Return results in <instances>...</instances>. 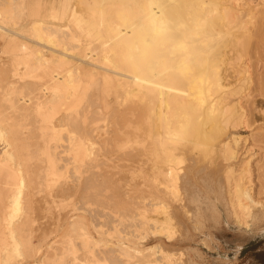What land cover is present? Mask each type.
<instances>
[{"label":"bare ground","instance_id":"6f19581e","mask_svg":"<svg viewBox=\"0 0 264 264\" xmlns=\"http://www.w3.org/2000/svg\"><path fill=\"white\" fill-rule=\"evenodd\" d=\"M23 2L24 0H21V3ZM252 2L251 0H80V7L87 16L82 18V15L71 11L72 0L63 1L60 10L56 7V1H53L50 7L54 13L61 11L65 15L70 11V16L76 22L85 21L88 24L87 33L90 38L88 44L92 45L93 41L99 40L97 45L95 43L90 51L84 49V53L79 50L77 52L75 50L78 49L77 46L69 47L58 38L66 37L62 35L63 31L61 32L58 26L47 27L41 21L34 23L32 27L38 39L34 46L21 44L24 52L30 49L25 55L30 58L26 61L29 73L46 71L51 65L67 67L64 73L59 74L46 71V82L40 85V90L43 92L40 91V96L37 97L40 101L39 106L44 105L43 107L48 109L62 106V109L67 111L56 117L58 123L51 121L50 126H64L67 123L68 126L69 122L79 120L82 117V110L87 107L85 106L87 91L94 84L102 85L100 92L104 104H108L110 94H115L123 105L138 102L149 106L153 129L148 136L153 144V155L159 160L152 164L153 170L158 173L156 176L153 174L154 180L156 177V184L153 187H170V189L172 187L176 188V191H179L177 187H181L180 190L185 192L183 194L185 197L179 196L180 206L178 205L186 220L185 235L183 234L184 238L180 239L181 242L192 245L191 242L198 238L197 245L200 246L193 250L200 258L202 255L198 249L200 250L202 246L212 249L210 239L213 234L212 222H218L222 218L223 211L220 207H224L226 217L232 219L240 228L264 229V203L256 200L253 191L245 188L243 182V173L251 174V169H249L250 159H244L241 152L246 151L248 138H242L240 134L241 131H248L252 127L255 122L254 111H261L257 106L252 108L248 106L250 109L245 107L239 99L247 85L248 70L237 57L240 55L233 58L229 52V48L250 42L253 37L258 39V44H264V1L257 5ZM47 3V0H31L29 4L33 7L44 6ZM15 7V0H0V31L4 36H20L19 33L3 25L7 20L14 18ZM247 17L257 20L255 34L247 30V22H249ZM70 36L77 38L73 32ZM12 41H14L13 37L9 42ZM14 84H9L13 92L14 89H18ZM253 93L264 97V74L260 75L251 94ZM251 94L249 93V96ZM98 98L96 100H99ZM15 102L12 103L13 106ZM15 104H18L17 108L20 105L27 107L31 105V99L23 96ZM92 124L89 126H93ZM9 128L10 126L6 127L3 124L0 116V137H2L0 152H4L5 156L7 154L4 159L0 155V172L7 168L8 175L14 178L19 176L23 185L24 161L22 162L23 158L19 155L23 148L20 149L18 140L11 135V129L14 128ZM93 129L92 127L91 131ZM97 129L99 131L98 127ZM85 130L89 138L87 139L85 133L82 135L88 142L94 137L90 138L92 132L88 133V129ZM107 133L106 135L109 136ZM256 136L264 142V133H258ZM198 151L205 157L220 155L229 163L223 166L222 162L218 161L219 165L222 164L221 170L225 169L226 175L220 174L221 178L217 177L214 169L209 167L212 162L205 166L197 155ZM75 152L74 158L78 160L80 155L78 148ZM88 154L90 155V152ZM167 191L173 193L172 189ZM22 193L20 189L12 197L9 208L11 207L10 210L13 212L8 211L11 220L7 216L11 223H8L7 218L5 219L8 225L6 227L9 229V243L4 248L5 253L8 254L5 256L4 264H13L11 263L13 258L21 259L26 256L24 249L29 238L26 242L24 237H21L25 226V220L23 221L21 217L26 216L22 212L25 209H23ZM156 205L154 206L156 208L160 206ZM170 214L177 216L175 212ZM169 217L168 215L167 220L163 222H170L172 219ZM163 227L167 226L161 223L159 229L162 230ZM159 229L155 228L158 233ZM164 231L166 233V230ZM158 244L155 243V246ZM150 247L141 243L133 246L141 254L146 250L149 251L152 248ZM168 249L170 248H163V251L169 253V259L174 260L172 254L175 252L173 249L176 248H171L173 252ZM190 249L192 250V247L189 246L188 250ZM160 250L159 254L162 256V246ZM153 252L154 250L151 253ZM145 253L143 255L146 259ZM151 261L154 262L153 257L152 260H147L148 263H153ZM35 264L40 263L35 262Z\"/></svg>","mask_w":264,"mask_h":264},{"label":"rangeland","instance_id":"374dc122","mask_svg":"<svg viewBox=\"0 0 264 264\" xmlns=\"http://www.w3.org/2000/svg\"><path fill=\"white\" fill-rule=\"evenodd\" d=\"M53 1H56L58 10L61 9L63 1L66 2V0H47L48 3L44 6L31 7L29 4L31 0H24L23 3L21 0H15L14 18L7 20L3 25L19 33L20 36H12L14 41L9 42L12 37L4 36L0 31V35L3 36H0V116L6 127L14 128V130L11 129V135L18 140L20 149L23 148L19 155L23 158L22 162L24 161L22 172L24 176H22L25 178L23 187L19 176L10 177L7 168L0 172V263L4 264L5 256L8 255L4 248L9 243V229L6 227L8 226L7 221L11 223L8 211L12 208L9 206L12 197L22 189L23 209L25 208L22 212L28 220L21 217L23 221L25 220L21 237H24L26 242L29 238V241L26 244V250L24 249L26 256L21 259L13 258L11 261L13 264H35V262L53 264L54 261L55 264H60V262L61 264H264V229L240 228L232 219L226 217L224 207H220L223 211L222 218L218 222H212L213 234L210 238L212 249L204 246L198 249L202 258L193 250L200 246L197 245L198 238L191 242L192 245L181 242L184 238L183 234L185 235L186 220L182 209L179 210L178 207L180 206L179 198L185 197L183 196L185 192L180 190L181 187H177L179 191L171 187L173 193L167 191L171 190L170 187H153L156 184V177L154 180L153 174L156 176L158 173L156 174L153 170L152 164L159 160L153 155V144L148 136L153 129L148 105L138 102L123 105L115 94H110L108 104H104L100 92L102 85L94 84L87 91L85 101L87 107L84 106L86 109L83 107L82 117L79 120L69 122L68 126V123L64 126H50L51 121L58 123L56 117L67 111L62 109V106L52 109L44 108V105L39 106L40 101L37 97L42 91L40 85L46 82V71L59 74L64 73L67 67L51 65L46 71L38 70L29 73L26 61L30 58L28 59L25 55L30 49L24 52L21 44L34 46L38 39L32 27L34 23L40 21L47 27L58 26L61 32L63 31L62 35L66 36L58 38L69 47L77 46L78 49H75L77 52L79 50L84 53V49L90 51L95 43L97 45L99 42L96 40L92 45L88 44L90 41L87 33L88 24L85 21L76 22L70 16V11L65 15L61 11L54 13L50 7ZM261 1L264 0H251L254 5L262 3ZM71 4L73 9L71 11L82 15V18L87 17L80 7V0H72ZM249 18L247 17L249 21L247 30L255 34L257 20ZM72 32L77 38L70 36ZM263 46L264 44H258V39L253 37L250 42L229 48L231 57L236 58L240 55L237 57L248 70L247 85L239 99L245 107L257 106L261 111H254L255 122L252 127L248 131H241L240 134L242 138H248L247 149L241 152H243L244 159H250L249 169H251V174L243 173V182L245 188L253 191L254 198L262 203H264V190H261L264 188V142H261L256 135L264 133V97L251 93L260 75L264 74ZM10 83L18 89H14L13 92L12 86H9ZM23 96L31 99V105L27 106L28 108L21 105L22 109L17 108L18 104L15 103ZM93 98L99 100L95 101ZM12 100L16 101L15 108ZM91 124L93 126H89ZM92 127L95 130L91 131ZM85 129H88V133L92 132L90 138L94 137L88 142L85 140L87 137ZM83 133L86 137H83ZM1 139L2 137H0V148L2 149ZM86 144L90 146L89 150ZM249 147L251 149L247 151ZM76 148L80 154L78 160L74 158ZM0 155L2 159L7 156L4 152H0ZM197 155L205 166L212 162L209 167L214 169L217 177L221 178L222 175H226L225 169L221 170L220 166L229 163L220 155L205 157L199 151ZM53 156L57 159L56 162L52 159ZM218 161L222 164L219 165ZM54 162L57 163L56 166ZM241 169L243 170L242 167ZM95 184L98 185L95 186ZM161 203L164 208H161ZM156 204L161 205L156 208L154 207ZM171 212H175L177 216H171ZM168 215L172 220L167 223L163 222L167 220ZM161 223L167 226L162 228L163 231L159 229ZM157 224L160 225L159 228ZM154 227L156 230L159 229V233ZM137 243L153 248L150 247L149 251L143 252V254L147 252L145 253L146 259L143 254L133 248ZM155 243H160L156 245L158 249ZM160 246H162V251L163 248H170L168 249L170 252L175 251L171 253L174 255L172 259L175 257L174 260L169 259V253L166 256L164 251L162 257L159 254L161 253ZM189 246L192 247L191 251L188 250ZM171 248H176V250L171 251ZM152 250H154L153 254ZM156 251L160 256L155 253ZM152 257L154 262L148 263L147 260H152ZM157 259L162 261H157ZM189 259L192 260L188 261Z\"/></svg>","mask_w":264,"mask_h":264}]
</instances>
